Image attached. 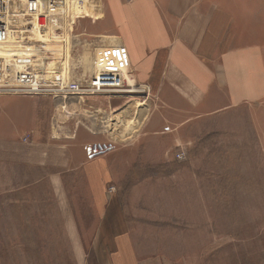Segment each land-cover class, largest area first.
I'll use <instances>...</instances> for the list:
<instances>
[{
	"label": "rangeland",
	"instance_id": "rangeland-1",
	"mask_svg": "<svg viewBox=\"0 0 264 264\" xmlns=\"http://www.w3.org/2000/svg\"><path fill=\"white\" fill-rule=\"evenodd\" d=\"M176 3L183 33L160 47L176 48V67L165 55L157 82L135 73L141 90L67 104L3 97L16 130L0 131V264H124L108 260L119 235L139 264H264V0H64L59 26L27 38L39 69L64 55L84 82L97 47L124 46L125 28L171 27ZM38 97L53 103L50 125L24 132ZM84 139L115 147L88 159ZM30 151H44L39 164L22 163Z\"/></svg>",
	"mask_w": 264,
	"mask_h": 264
},
{
	"label": "built area",
	"instance_id": "built-area-1",
	"mask_svg": "<svg viewBox=\"0 0 264 264\" xmlns=\"http://www.w3.org/2000/svg\"><path fill=\"white\" fill-rule=\"evenodd\" d=\"M63 3L64 0H24L22 4L20 0H0V93L49 94L62 104H67L76 98L79 102L89 93L113 94L141 90V86L133 79L135 70L127 49L121 45L97 47L94 58L100 68L84 82L72 76L64 55H60L59 60L62 61L60 64L58 61L57 69L48 72L38 68L27 36L34 31L49 30V27L52 30L59 26L61 16L65 17L58 10ZM46 34L48 36V32ZM64 112L69 115L67 111ZM114 147L113 142L95 141L85 144L83 150L86 157L92 159Z\"/></svg>",
	"mask_w": 264,
	"mask_h": 264
},
{
	"label": "crops",
	"instance_id": "crops-1",
	"mask_svg": "<svg viewBox=\"0 0 264 264\" xmlns=\"http://www.w3.org/2000/svg\"><path fill=\"white\" fill-rule=\"evenodd\" d=\"M190 0H185L186 4H189ZM184 3H176L175 6L172 8V11L168 14V17H170V22L171 23V27H167V29L165 28H161L160 30V34L157 32H153L152 30L147 28L148 34L147 32L143 33V31L141 29H137L135 28L134 30L131 31V29L126 32V28H125V40L123 39V45L125 46V48L127 49V52L129 54V58H130V62L132 67L135 70V73H137L139 79H144V78H149V81H151L152 83L157 82L158 80V71L159 69H161L162 66L165 65V55H168L170 58V61H167L168 63L166 64L167 67H176L174 64L176 62V58L174 56V51L176 50V48H171L168 52H165L163 47L166 45V38L165 37H169V35L171 34L172 36H176V37H180L179 35L183 33V25H181L180 23L177 22L178 18L177 15H179V13L184 9ZM90 6V5H89ZM90 15L93 16H97L98 18L101 17L100 12H92L89 11ZM113 18H116V10L113 13ZM131 18L132 20H137L140 18V16L138 14L132 13L131 14ZM155 15V14H154ZM154 15H152L149 19L150 22L153 19ZM155 20H158V16L155 17ZM181 20H184L185 22L187 20H193L190 19V15L183 17ZM117 21L119 22V19H117ZM149 24L148 22V18L146 17L144 19V24H141L140 26L145 28L147 27V25ZM155 24V23H153ZM151 24V25H153ZM221 26V24L219 22H215V25L212 26L211 28V32L214 38V43H216V35H218L217 33V28H219ZM193 28L196 27V25L192 26ZM167 32H166V31ZM220 30V29H219ZM172 32V33H170ZM121 35V34H120ZM187 35V34H185ZM144 36L146 38H144ZM154 36L156 37H161L160 39H154ZM113 37V36H111ZM114 39H116L117 42V38L113 37ZM142 40H145L144 42H142ZM178 41V40H177ZM176 41V42H177ZM182 42V41H180ZM147 43V44H146ZM178 43V42H177ZM145 45L148 47L149 50H152L151 53H148L146 51V47ZM174 47H178L177 44L173 43ZM159 47V48H158ZM198 52H200V49H198ZM188 67H189V63H188ZM252 67V66H251ZM248 68V67H246ZM249 72H250V84L253 83V77L252 74L253 72V68H248ZM263 78H262V83L264 84V69H263ZM264 88V86H263ZM7 93H0V131H4V130H11L13 131L15 129V125L14 127H11L9 124V119H8V113H6V115H3L2 109H1V105L3 104V97L6 96ZM20 95V94H18ZM242 99L245 100H249L253 98V94L252 92H246L244 93L242 96H240ZM39 99L36 100V120L31 122V125L26 126V129H23L24 132H28V131H32L33 130H37L36 127H41V125L45 126H49V120L47 119V117L50 116L49 111H51V108H53V103L52 101L49 103L47 102L45 99H43L42 97H38ZM44 106H47L49 108V111L47 113V115H43L42 113V109ZM49 114V115H48ZM43 115V117H42ZM40 120H38L37 118H41ZM12 123V120H11ZM264 128V127H263ZM43 129V128H42ZM16 130V129H15ZM47 130V128L45 129ZM50 130V128H49ZM261 131L264 132V130L261 128ZM88 135V133H86ZM17 139V138H16ZM85 142L83 143H89V139H84ZM263 145H264V138H263ZM42 155H44V151H37L34 152V154H32V151L29 152V159L25 158L23 156L24 159H22V163L23 164H31V163H36L39 164L38 162V158L43 157ZM262 155L264 158V146L262 148ZM37 157V159L34 160L33 157ZM32 157V158H31ZM33 159V160H32ZM114 241L117 245L116 247V251L114 254L111 253V257H109L108 260H115V261H119L122 258H125L126 262L124 264H139L138 260L135 256H133L134 252L131 249V245H132V240L131 237H129V235H126V237H120L117 236L114 238ZM126 254L124 257H118L119 255H124ZM111 262V261H109ZM118 264V263H117Z\"/></svg>",
	"mask_w": 264,
	"mask_h": 264
},
{
	"label": "bare ground",
	"instance_id": "bare-ground-1",
	"mask_svg": "<svg viewBox=\"0 0 264 264\" xmlns=\"http://www.w3.org/2000/svg\"><path fill=\"white\" fill-rule=\"evenodd\" d=\"M99 64V63H98Z\"/></svg>",
	"mask_w": 264,
	"mask_h": 264
}]
</instances>
